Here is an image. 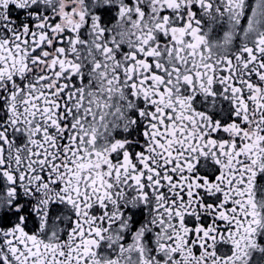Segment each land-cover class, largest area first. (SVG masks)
Segmentation results:
<instances>
[{
    "label": "snow or ice",
    "instance_id": "1",
    "mask_svg": "<svg viewBox=\"0 0 264 264\" xmlns=\"http://www.w3.org/2000/svg\"><path fill=\"white\" fill-rule=\"evenodd\" d=\"M0 264H264V0H0Z\"/></svg>",
    "mask_w": 264,
    "mask_h": 264
}]
</instances>
